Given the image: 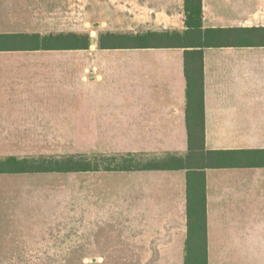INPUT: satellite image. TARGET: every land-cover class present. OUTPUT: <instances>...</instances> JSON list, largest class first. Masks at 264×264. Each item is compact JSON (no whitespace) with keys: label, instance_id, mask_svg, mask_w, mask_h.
Masks as SVG:
<instances>
[{"label":"crops","instance_id":"1","mask_svg":"<svg viewBox=\"0 0 264 264\" xmlns=\"http://www.w3.org/2000/svg\"><path fill=\"white\" fill-rule=\"evenodd\" d=\"M73 2L74 11L71 5L65 11L70 0H0V34H78L55 32L47 22L78 18V0ZM86 4L92 19L133 21L122 33L187 29L184 0ZM201 25L223 31L207 44L201 38L197 48L203 76L199 127L204 150L217 152L194 160L198 168H143L186 162L185 51L192 48L96 44L80 77L106 91L86 93L50 88L60 74L79 67V59L67 57L81 49L0 50V160L13 157L37 169L0 172V264H187L196 255L190 246L201 244L188 230V197L202 188L205 232L198 258L203 264H264V0H201ZM114 84L120 91H110ZM80 121L87 127L88 157L131 155L145 162L73 170ZM64 158L65 165L52 164ZM63 196L75 199L69 218L58 223L49 212L67 210L59 205ZM63 235L67 244L58 242ZM112 235L124 240L112 245L106 240Z\"/></svg>","mask_w":264,"mask_h":264},{"label":"trees","instance_id":"2","mask_svg":"<svg viewBox=\"0 0 264 264\" xmlns=\"http://www.w3.org/2000/svg\"><path fill=\"white\" fill-rule=\"evenodd\" d=\"M185 25L186 30L182 33L178 31L163 32H146L144 34L105 32L99 35L97 44L100 48H124V47H149V46H170L192 48L185 51V74L187 79V121H188V155L186 162L174 160L172 164L148 163L143 168H166L170 166H183L189 168H198L197 160L199 156L209 157L217 152L204 150V127H199L203 121V76H202V56L201 51L197 48L202 44H207L210 37L214 38L220 29H202L201 25V0H184ZM204 38V42L200 39ZM18 39H26L27 44H19ZM90 39L86 35L75 33H58L40 36L39 34L31 35H2L0 34V50L17 48L20 45H27L31 48L43 49H87ZM180 164H179V162ZM21 162L13 157H9L4 161L0 160V172L8 171H32L37 170L30 166H21ZM73 162V170L86 171L92 168L90 162L80 163L78 160ZM16 166V167H15ZM125 169L131 167H124ZM188 230L196 246H190V251L196 250L194 254H190L186 260L187 264H203V260L198 258V252L204 242L205 232V196L204 188L196 190L194 195L188 197L187 205Z\"/></svg>","mask_w":264,"mask_h":264},{"label":"rangeland","instance_id":"3","mask_svg":"<svg viewBox=\"0 0 264 264\" xmlns=\"http://www.w3.org/2000/svg\"><path fill=\"white\" fill-rule=\"evenodd\" d=\"M69 1V0H67ZM70 4H67V8L65 11H70L69 5L73 7L72 11H74L75 4L73 0H70ZM78 18H68L64 20H53V21H47L48 23H52L53 27L51 28L55 32L59 31H70V30H77L79 34L86 35L89 39L92 37L94 38V42L89 45V50L87 49H81L79 51H74L71 56L67 58H73V59H79L81 62L79 63V67L72 66V69L70 71L63 72V74L59 75V79H55L54 83L51 84L50 88L53 91H68V92H75L78 91L79 93H86L87 91H106L104 89L103 85L101 84H94L90 81H82L81 80V73L83 71V63H85L88 59H92L94 53L97 51L96 44L97 40L100 34L105 33L106 31H113L116 34H121L123 29L126 27L132 25L133 21H121L119 19H92L89 17L87 13V4L86 0H78ZM96 11H99L96 9ZM69 15V14H66ZM74 15V13H73ZM99 15L100 14H96ZM43 23L42 21H40ZM17 42L19 44H27L26 39H18ZM52 59H57L58 54H53ZM97 55V54H96ZM50 58V55H48ZM97 58V57H96ZM78 73V74H77ZM126 84V83H125ZM120 85L112 86L110 91H120L119 89ZM124 86V85H123ZM124 86L123 90H126ZM49 88V90H51ZM94 88V89H93ZM123 88V87H122ZM121 88V89H122ZM79 119H84L85 116L82 114H78ZM80 121V127L78 128L79 132V153L77 156L73 155V162L75 159L80 161V163H86V161L90 162L92 165H98L99 167H107V168H124V167H137L140 164L144 163V160L137 159L135 156L131 155H98L95 157H88L86 154V137H87V127H83L85 122ZM33 161L34 160H30ZM66 161V158L61 160H55L52 162L55 166L65 165L64 162ZM141 161V162H140ZM43 162V161H42ZM48 164H50V160H48ZM45 165V163L43 164ZM16 167V166H15ZM73 197V196H72ZM75 198H66L65 196L60 198V204H64L67 207V210L65 212L58 209L57 213L53 215L52 212H49L50 219L55 220V222L60 223L61 221L67 220V215L70 214L71 206V200H74ZM118 213H115V215H118ZM69 218V217H68ZM117 219V217H115ZM51 229V228H49ZM61 236H59L60 238ZM125 238V237H124ZM68 237L66 235H63L60 239H58V242L61 244H67ZM108 242L112 245H116L118 241L124 240L122 236L118 235H112L109 238H106ZM58 243V244H59ZM38 261H22L23 264H38ZM48 264H121V261H90V260H78V261H48Z\"/></svg>","mask_w":264,"mask_h":264},{"label":"water","instance_id":"4","mask_svg":"<svg viewBox=\"0 0 264 264\" xmlns=\"http://www.w3.org/2000/svg\"><path fill=\"white\" fill-rule=\"evenodd\" d=\"M90 42L93 43L94 42V38L91 37L90 38Z\"/></svg>","mask_w":264,"mask_h":264}]
</instances>
